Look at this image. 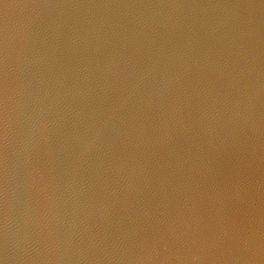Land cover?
Instances as JSON below:
<instances>
[{
  "label": "water",
  "instance_id": "obj_1",
  "mask_svg": "<svg viewBox=\"0 0 264 264\" xmlns=\"http://www.w3.org/2000/svg\"><path fill=\"white\" fill-rule=\"evenodd\" d=\"M0 264H264V0H0Z\"/></svg>",
  "mask_w": 264,
  "mask_h": 264
}]
</instances>
